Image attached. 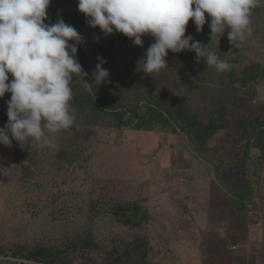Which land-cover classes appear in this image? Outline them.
<instances>
[{"label":"rangeland","instance_id":"1","mask_svg":"<svg viewBox=\"0 0 264 264\" xmlns=\"http://www.w3.org/2000/svg\"><path fill=\"white\" fill-rule=\"evenodd\" d=\"M167 1L0 0L5 16L86 8L83 38L64 32L85 47L98 96L177 120L121 125L87 106L71 73L30 69L17 92L0 87V264H41L22 257L36 248L68 264H264V161L247 147L264 127V0ZM209 122L218 130L198 141ZM245 178L254 194L241 205ZM131 204L146 212L137 226L112 215Z\"/></svg>","mask_w":264,"mask_h":264},{"label":"trees","instance_id":"2","mask_svg":"<svg viewBox=\"0 0 264 264\" xmlns=\"http://www.w3.org/2000/svg\"><path fill=\"white\" fill-rule=\"evenodd\" d=\"M143 1L156 9L167 10L170 8L167 0ZM244 7L253 13L260 10L255 3ZM88 19L86 8L71 12L61 11L55 15L53 20L52 17L42 19L28 10L18 9L15 14L10 16H5L0 12V87L8 89L12 93L17 92L21 87L23 73L30 69L47 70L51 78L58 82H64L65 74L71 73L74 78L81 79L80 83L85 90V97H87V106L98 112L115 113L121 125L131 126L133 124V129L147 132L151 131L156 123H163L170 127L172 123L176 124L177 120L165 116L164 110L157 103L145 102L133 109H124L123 105L114 103L109 97L105 99L98 96L96 86L91 83V77L87 74L86 63L89 57L85 47L70 45L68 36L64 32L65 30L73 31L82 39L83 27ZM185 25L188 29H193L190 23L187 22ZM199 33L203 36L202 31ZM204 39L207 40V37L205 36ZM81 42L82 40L79 43ZM143 43L145 46L148 43L146 38ZM22 44H24L23 47ZM187 53L189 55L190 51L187 50ZM149 55H155L152 49H150ZM105 57H112V55L108 54ZM220 60L222 61V58ZM230 62L227 60L225 68L231 82ZM260 69V66L255 65L254 69L245 68L244 73L249 74L250 82H252L259 76L262 70ZM218 128L219 126L214 125L213 122L204 126L200 125L196 129L198 141L209 139ZM250 136L253 139L251 143L247 144V147L258 149L264 161V127L253 130ZM253 194L254 189L250 181L245 178L243 193L237 196L238 200L235 201L242 205L245 200H252ZM112 215L117 221L130 226H137L146 219V212L136 204L114 207ZM82 243L85 244L82 247L89 246L92 240L86 237ZM62 255L61 250L36 248L31 250L30 254L22 257L41 264H68V260H64Z\"/></svg>","mask_w":264,"mask_h":264}]
</instances>
